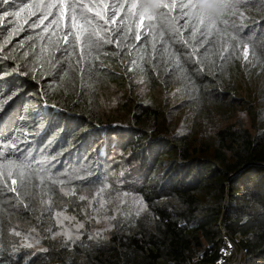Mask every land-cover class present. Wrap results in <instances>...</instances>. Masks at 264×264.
Returning <instances> with one entry per match:
<instances>
[{"label":"trees","instance_id":"16d2710c","mask_svg":"<svg viewBox=\"0 0 264 264\" xmlns=\"http://www.w3.org/2000/svg\"><path fill=\"white\" fill-rule=\"evenodd\" d=\"M133 3L148 7L0 0V264H223L224 210L240 264H264V0H236L203 23L177 10L150 27ZM106 86L124 116L100 109ZM141 87L161 101L136 96ZM197 119H215L212 132ZM118 152L123 190L142 207L127 200L105 235L57 236L43 204L52 182L82 173L77 184L102 186Z\"/></svg>","mask_w":264,"mask_h":264},{"label":"rangeland","instance_id":"374dc122","mask_svg":"<svg viewBox=\"0 0 264 264\" xmlns=\"http://www.w3.org/2000/svg\"><path fill=\"white\" fill-rule=\"evenodd\" d=\"M9 21L11 22L12 19H9ZM9 21L3 24L7 25ZM21 30L22 28L20 26L12 29L11 36L19 33ZM2 47L3 45L0 44V55L3 53ZM133 96L134 94L131 95V97ZM136 96L153 97L159 102L161 101L158 90L145 91L141 87L137 91ZM99 97L100 109L104 106L111 116L118 117L126 114L122 106L117 103L120 100L112 92L111 87L106 86L100 90ZM40 102L47 105L41 100ZM237 116L246 125L250 126V121L246 113L239 111ZM214 121L215 119H212L213 123ZM213 123L204 121V119H197L196 126L198 125V127H195L198 130L204 129L202 132L208 135L212 132L211 126ZM192 125L194 126V124ZM199 133L195 131V138L198 137ZM124 160L125 157H123L121 152L109 157L106 162L108 166L106 165L105 170V183L102 186L96 182L88 181L77 184L78 181L87 178L82 173H78L67 180H56L52 182L55 190L51 191L54 195L52 198L45 200L43 204L51 209H55L53 222L57 228V236H61L64 240H75L84 232H89L92 235H105L109 230L110 222L116 216V213L123 209L127 200L133 208L142 207V203L136 196L127 198L125 190H123L122 184L124 178L127 176V167ZM80 207H82V210H80ZM77 215L80 217H77ZM20 238L23 245L32 247L34 250L43 249V246L40 244V239L37 237L21 233ZM223 254L225 255L223 264H240L242 253L236 251L232 245L227 244Z\"/></svg>","mask_w":264,"mask_h":264},{"label":"snow or ice","instance_id":"6c2138e0","mask_svg":"<svg viewBox=\"0 0 264 264\" xmlns=\"http://www.w3.org/2000/svg\"><path fill=\"white\" fill-rule=\"evenodd\" d=\"M156 2L158 6L154 9L148 8L146 6V3H140V4L133 3L129 5L130 8L137 9V11L133 13V16L139 18V21L142 26L150 27L154 21L168 18L170 13H175L177 10H179L183 18H186L188 21H192L193 17L189 15L187 11L189 8L196 9L198 13H201V15L195 17V19H199L201 23H203L204 15H209V16L212 15L210 11L205 13L200 8L199 4L193 2L186 3L185 0H179V4L176 3V0H173L171 4L162 3L159 2V0H156ZM216 4L219 9H228L230 7L235 6L236 0H217ZM53 7L55 6L53 5ZM112 15L113 16L116 15L115 11H113ZM215 16L217 18H222L224 16V12L222 11L215 12ZM171 19L175 20L176 19L175 15H172ZM137 38L139 39V37ZM13 183H15V181H13Z\"/></svg>","mask_w":264,"mask_h":264},{"label":"clouds","instance_id":"9594fccd","mask_svg":"<svg viewBox=\"0 0 264 264\" xmlns=\"http://www.w3.org/2000/svg\"><path fill=\"white\" fill-rule=\"evenodd\" d=\"M157 2L156 0H148L149 8H156ZM199 6L204 8L206 11L215 12L217 10V4L215 0H200Z\"/></svg>","mask_w":264,"mask_h":264},{"label":"water","instance_id":"95a60500","mask_svg":"<svg viewBox=\"0 0 264 264\" xmlns=\"http://www.w3.org/2000/svg\"><path fill=\"white\" fill-rule=\"evenodd\" d=\"M224 211H225V210H224ZM224 211H223V213H222V215H221V218H220V228L222 229V232H223V234H224V237H225V239H226L227 244L232 245V246L236 249V251L241 252L240 246H239V244L237 243V241H236L233 237H231V236L228 234V232L225 230V228H224V224H223V220H224Z\"/></svg>","mask_w":264,"mask_h":264},{"label":"bare ground","instance_id":"6f19581e","mask_svg":"<svg viewBox=\"0 0 264 264\" xmlns=\"http://www.w3.org/2000/svg\"><path fill=\"white\" fill-rule=\"evenodd\" d=\"M235 251V250H234ZM231 261V260H230Z\"/></svg>","mask_w":264,"mask_h":264}]
</instances>
